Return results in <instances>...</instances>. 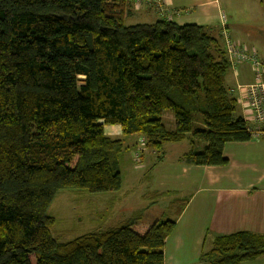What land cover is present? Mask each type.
<instances>
[{"label": "trees", "instance_id": "trees-1", "mask_svg": "<svg viewBox=\"0 0 264 264\" xmlns=\"http://www.w3.org/2000/svg\"><path fill=\"white\" fill-rule=\"evenodd\" d=\"M130 1L0 0V264H165L175 219L145 223L137 212L69 241L53 235L60 191L122 188L124 139L105 125L159 152L192 133L206 145L181 161L202 166L227 164L226 143L253 139L256 123L237 115L227 85L222 23L126 24ZM262 255L264 234L240 231L215 237L201 259Z\"/></svg>", "mask_w": 264, "mask_h": 264}, {"label": "crops", "instance_id": "crops-1", "mask_svg": "<svg viewBox=\"0 0 264 264\" xmlns=\"http://www.w3.org/2000/svg\"><path fill=\"white\" fill-rule=\"evenodd\" d=\"M255 1L258 2L259 17H264V9L261 11L258 8L263 5L264 0H253L252 3L251 0H152L142 2L141 5L132 0V11L129 14L141 16L140 13H143L146 18L156 21L159 16L167 17L168 13H173L172 18L179 24L211 25L217 29L220 28L221 15L225 14L231 36L256 49L264 59V39L259 35V31L254 29L253 24H250L253 18L259 20L256 9L253 15L251 8L250 19H231V13L249 9ZM255 81V71L248 62L240 63L236 68L232 65L227 74V85L239 101L237 115L245 119L249 117L250 111L244 106L238 86ZM120 129L121 127L118 130ZM189 134L192 144L190 149L195 148L197 139L193 138L192 133ZM138 137L141 142L142 137ZM141 144L143 145L140 152L151 149L146 143ZM188 151L185 150L181 154L179 152L168 164L165 154L158 156L156 174L148 177L154 181L155 190L148 194L143 193L141 197H155L176 192L177 189H190L189 196L184 197L185 203L176 208V214L171 218L175 219L176 223L166 238L165 264H212L201 259V254L211 248L215 237L240 231L264 234V137L259 140L226 143L223 154L228 163L225 165L202 166L181 161ZM136 168H143L142 162L137 163ZM116 200V196L110 198L109 206L102 211L112 212ZM177 201H171L168 208L174 209ZM163 216L164 214L162 218H168ZM240 264H264V255Z\"/></svg>", "mask_w": 264, "mask_h": 264}, {"label": "rangeland", "instance_id": "rangeland-1", "mask_svg": "<svg viewBox=\"0 0 264 264\" xmlns=\"http://www.w3.org/2000/svg\"><path fill=\"white\" fill-rule=\"evenodd\" d=\"M132 1V0H131ZM128 6V12L132 11L130 7L132 2ZM253 0H251L252 3ZM258 2L255 1L252 7L249 9H242L241 12L236 11L231 13V19L246 18L252 16L251 8L254 15L256 9V16L259 17ZM134 8L136 9L135 5ZM261 11L264 9V3L261 7H258ZM134 12V10H133ZM125 19L126 24L136 23H151L155 19L146 18L144 14L141 16H131V14ZM178 14V12H176ZM139 15V14H138ZM221 15V20L223 16ZM242 15H245L242 17ZM173 13H168L167 17H172ZM226 17V16H225ZM246 18V19H248ZM227 19V17H226ZM250 24H253L254 29L264 39V17L260 15L259 20L253 18L250 20ZM163 122L168 129L175 127L174 113L167 109L163 113ZM119 125H105V134L111 138H125L124 141L125 150L120 159V170L122 174V188L117 192H104V193H91L87 190L74 191V190H62L60 191L49 207V213L56 218V223L52 228L53 235L59 240L69 241L82 234L92 231L96 228L107 229L111 226L117 225L125 218L133 216L135 212H140V222H153L159 218L170 217L172 218L176 208L182 206L185 203L184 197H188L190 189H177L176 192H170L168 194L159 196H145L141 197L143 193H150L155 190L154 181L148 179L152 174H156V164L159 162L158 156L165 154L167 164L180 152L188 151L191 147V134L188 138L181 142H167L163 146V150L158 152L153 148L144 150L143 160H141V142L138 140L137 135L124 136L121 129L118 130ZM118 130V131H117ZM195 149L197 151L203 150L205 142L197 139ZM142 162L143 168H136L137 163ZM166 165V164H165ZM163 166V165H162ZM160 167V166H159ZM127 193V195H124ZM116 196L117 200L114 203L113 211H102L109 206V199ZM177 199L174 209L168 208L171 201ZM101 202L99 203V201ZM137 207V209H136ZM207 251V250H205ZM204 251V252H205Z\"/></svg>", "mask_w": 264, "mask_h": 264}, {"label": "built area", "instance_id": "built-area-1", "mask_svg": "<svg viewBox=\"0 0 264 264\" xmlns=\"http://www.w3.org/2000/svg\"><path fill=\"white\" fill-rule=\"evenodd\" d=\"M148 1L152 0H134L138 5ZM221 23V34L232 65L236 68L240 63L248 62L255 71L256 81L248 85H239L238 88L241 90L244 106L250 111L246 120L256 123L255 126L248 124V129L252 132V138L259 140L264 137V59L256 49L231 38L226 26L225 15ZM141 142L146 143L145 138L142 137Z\"/></svg>", "mask_w": 264, "mask_h": 264}, {"label": "bare ground", "instance_id": "bare-ground-1", "mask_svg": "<svg viewBox=\"0 0 264 264\" xmlns=\"http://www.w3.org/2000/svg\"><path fill=\"white\" fill-rule=\"evenodd\" d=\"M189 24H191V23H189ZM228 25H229V23H228ZM228 25H226V26H228ZM202 26V25H201ZM228 28V27H227ZM230 34V33H229ZM227 51V50H226ZM251 132V131H250ZM136 209H137V207H136ZM141 212V211H140ZM119 226V225H118Z\"/></svg>", "mask_w": 264, "mask_h": 264}]
</instances>
